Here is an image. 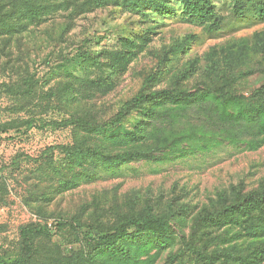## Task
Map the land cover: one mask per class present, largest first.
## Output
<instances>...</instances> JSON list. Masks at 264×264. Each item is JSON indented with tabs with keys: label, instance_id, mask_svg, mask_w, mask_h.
Masks as SVG:
<instances>
[{
	"label": "rangeland",
	"instance_id": "obj_1",
	"mask_svg": "<svg viewBox=\"0 0 264 264\" xmlns=\"http://www.w3.org/2000/svg\"><path fill=\"white\" fill-rule=\"evenodd\" d=\"M165 1L150 0L143 6L141 0L139 9H128L124 0H110L109 6L74 15L72 31L62 39L55 34L56 46L31 54L30 73L38 80V95L56 89L62 56L81 54L85 58L67 68L85 79L74 83L81 103L74 112H87L91 120L108 122L125 102L162 89L242 98L264 115V17L259 13L264 0H205L212 11L210 20L183 17L182 0H167L170 10L161 14L155 3ZM4 61L0 54V67ZM20 66L23 70L17 74ZM17 75H25L21 63L0 70V84L17 81ZM53 100L38 98L41 107L27 109L14 95L0 92V125L13 126L6 132L0 129V188L7 192L5 203H0L1 261L20 256V229L33 218L43 227L48 224V237L43 238L47 245L70 252L80 246L88 229L58 228L60 221L75 216L91 224L154 208L162 216L172 215L174 241L153 264H197L193 250L205 245L215 256L214 264H264V235L252 233L264 223V212L256 208L258 213L226 217L214 225L202 220L210 215L215 219L222 202L233 201L236 192H264V144L251 150L247 145L215 146L207 136L216 130L218 118L208 120L188 107L177 112L178 117L174 112L177 118L171 123L180 125L169 137L173 155L182 156L121 167L110 163L107 170L95 171L93 181L85 175L90 162L78 158L92 146L89 135L82 134L74 144L73 127L63 126L70 114ZM218 106L223 111L224 103ZM137 114L115 128L131 130ZM201 125L207 129L198 134ZM75 146L79 156L68 148ZM74 179L77 187L69 184ZM53 189L54 204L41 212L27 206L31 196L45 202ZM154 242L148 239L143 246L155 248ZM151 250L149 255L157 253Z\"/></svg>",
	"mask_w": 264,
	"mask_h": 264
},
{
	"label": "trees",
	"instance_id": "obj_2",
	"mask_svg": "<svg viewBox=\"0 0 264 264\" xmlns=\"http://www.w3.org/2000/svg\"><path fill=\"white\" fill-rule=\"evenodd\" d=\"M140 1L124 0V4L128 9L132 6L139 9ZM182 1L183 17H192L196 20L211 19L212 11L205 0L203 3L202 0ZM148 2L150 0H144L143 6ZM168 3L171 2L167 0L156 2L155 7H159V12L165 14L170 10ZM101 5L109 6L110 0H0V54L5 57L0 70H5L6 67L13 68L17 63L25 67V75H21L20 79L17 75V81L9 84H0V92L5 91L14 95L27 109L31 106L41 107V103L36 100L44 98L48 101L54 99L53 102L57 103L60 110L69 112L70 116L63 122V126L73 127L74 144H77L82 134L86 133L92 145L80 156L78 146H75V149L68 147L75 156L90 162L85 170L86 179L95 181L97 177L95 171L107 170L110 163L121 167L141 162L147 164L157 159L159 162L171 161L182 156L173 155L174 143L170 142L169 137L173 134L170 130L180 125L178 121L172 123L171 121L178 117L177 112L185 111L188 107H192V110L201 113L208 120L218 118L216 130L212 132V136H207L210 137L208 141H212L215 146L247 145L251 150L264 144V115L261 114L263 110L258 112L257 107L245 103L242 98L232 96L217 98L211 94L196 96L192 91H188L190 89L179 93L162 89L138 95L125 102L108 122H101L98 118L91 120L87 112L75 113L81 103H77L74 83H81L85 79L71 74L67 65L84 59L85 56L81 54L73 58L62 56V63L58 66L62 70L56 68L58 71L56 75L59 77L56 89L45 96L38 95L36 92L38 80L30 73L31 54L56 46L58 42L54 38L55 34H58V39H62L72 31L76 16L91 13L95 10L93 8L98 9ZM259 13L264 17V5ZM23 55L28 56L26 63L21 58ZM22 70L20 66L17 74ZM261 97L262 95L258 101ZM218 103H224L223 111H220ZM240 106L249 109L243 110ZM229 108H232V113L228 112ZM137 112L139 114L134 128L129 131L115 128ZM174 112L177 113V117ZM252 124L258 125V128ZM9 127L13 126L0 125L1 132L8 131ZM198 127V134L207 129L204 125ZM254 135L257 138L253 137ZM69 184L77 187L78 179L69 181ZM6 194V189L0 188V203H5ZM56 195L57 192L53 189L47 193L48 199L45 202L39 201L37 196H31L26 200V204L31 209L41 212L43 207L46 209L55 203ZM256 208L264 212V192L251 191L245 195L236 192L233 201L222 202V210L215 215V219L210 215L206 220H202L214 225L213 223H219L226 217L258 213ZM170 217L172 215L158 214L154 208L149 211L142 209L139 212H126L112 219L93 220L91 224H83L80 218L74 216L71 220H63L56 224L58 228L69 227L74 231L88 229L83 240L81 242L79 240L80 246L70 252L46 244L43 238L48 237V224L43 227L40 222L29 223L20 229L23 245L20 256L14 260H0V264H153L155 259L167 250V245H172L174 241L171 232L173 220ZM252 233L255 236H263L264 223L253 228ZM148 239H155V248L143 246ZM208 247L210 246L205 245L193 250L192 254L197 264L216 262L213 253H207ZM151 249L157 250L153 256L149 255ZM179 253L172 259L178 258ZM142 254L145 255V259L140 257Z\"/></svg>",
	"mask_w": 264,
	"mask_h": 264
},
{
	"label": "built area",
	"instance_id": "obj_3",
	"mask_svg": "<svg viewBox=\"0 0 264 264\" xmlns=\"http://www.w3.org/2000/svg\"><path fill=\"white\" fill-rule=\"evenodd\" d=\"M33 223H37V222H39L36 218H33V221H32Z\"/></svg>",
	"mask_w": 264,
	"mask_h": 264
}]
</instances>
